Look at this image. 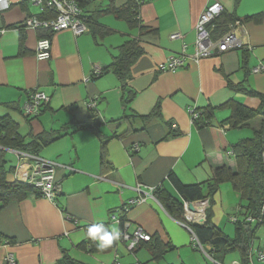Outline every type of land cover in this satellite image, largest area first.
<instances>
[{
	"label": "crops",
	"instance_id": "1",
	"mask_svg": "<svg viewBox=\"0 0 264 264\" xmlns=\"http://www.w3.org/2000/svg\"><path fill=\"white\" fill-rule=\"evenodd\" d=\"M213 1L223 6L217 22L241 20L233 32L246 53L232 49L189 60L176 71H159L169 55L182 53L183 44L185 54L193 53L197 18ZM126 2L80 0L90 30L77 35L70 29L49 33L21 27L25 15L47 13L29 0H10L9 7L0 10V117L12 121L23 142L38 134H56L36 155L24 153L53 162L60 181L54 200L31 192L0 207V264H7L9 255L15 264H59L64 252L80 264H174L166 262L167 252L189 244L190 231L164 209L152 190L162 186L179 197L169 172L185 184L202 183L216 166H232L228 150L248 132L230 128L225 123L230 109L219 106L234 101L256 109L264 104V70L253 71L264 65V0H146L138 8L139 25L134 27L104 11ZM256 14L261 15L259 21L247 18ZM172 32L181 38L170 39ZM42 35L50 38V56L38 59L35 50ZM128 39L136 41L141 53L129 67L126 87L111 71L92 77V67L108 66ZM38 90L48 101L39 115L29 116L23 105ZM251 90L258 95L249 94ZM94 97L96 127L78 128L91 125L87 103ZM156 105L159 115L142 117ZM190 106L214 108L210 126H195ZM98 134L108 137L105 167L100 164ZM3 150L16 158L5 164L6 182H23L32 160L22 161L17 149ZM143 192L151 196L131 207L125 218L130 229L139 225L153 243L166 247L161 259L153 258L146 243L130 251L126 242L96 252L78 246L86 238V225L102 223L119 230L120 223L110 220V214ZM212 200L213 223L232 236L234 228L221 224L236 216L239 194L224 182ZM255 239L251 251H264V221ZM178 260L186 264L184 258Z\"/></svg>",
	"mask_w": 264,
	"mask_h": 264
},
{
	"label": "trees",
	"instance_id": "2",
	"mask_svg": "<svg viewBox=\"0 0 264 264\" xmlns=\"http://www.w3.org/2000/svg\"><path fill=\"white\" fill-rule=\"evenodd\" d=\"M238 1L239 0H235L236 3ZM140 5L141 4H137L134 0H127V2L120 8H114L111 6L104 11L113 13L118 19L125 21L128 26L134 27L139 25L138 8ZM44 16V14L41 15V17ZM260 16L261 15L256 14L247 18H254V20L259 21ZM220 17L221 15L208 25L212 38L214 39L228 32L229 24L236 25L241 22V20L237 18H230L222 22H217ZM86 20L87 23H89L87 18ZM92 26L93 25H90L91 28H93ZM44 31L48 32L46 30ZM118 49L119 54L114 57L113 61L108 66H102L100 74L105 71H111L122 83V88H125L126 80L129 77V67L141 53V50L134 39L126 40L118 46ZM239 49H242L244 53L247 51L245 48ZM100 74L91 76L96 77ZM248 93L258 95L254 90H251ZM127 101H129L128 98H126L124 103H127ZM221 107H227L230 109V115L225 119V123H227L230 128L249 127V122L251 120L259 118L258 124L253 128L251 137L242 138L230 146V150H228L227 154L232 157L233 165L222 164L216 166L213 169L212 177L202 183L185 184L181 182L176 174L169 172L168 179L171 181L179 197L173 196L162 186L155 187L152 190V194L170 215L185 222L189 226L191 232L196 236L202 246H209V249H205L213 260L219 262L220 260L216 257L223 258L226 252L236 250L240 255V264H252V261H250L249 258L251 245L256 238L258 228L264 221V104L256 109H251L240 103L228 101L219 106V108ZM195 108L200 113L198 118L193 120V124L197 127L210 126L212 110L214 108ZM91 110V125L79 124L78 128L91 129L96 127L97 114L94 109ZM159 113V106L156 105L150 114L142 117L148 118L151 116H157ZM170 134L176 135V133ZM55 136L56 134H38L32 136L30 141L23 142L21 137L18 136L12 121L5 118V116L0 117V146L3 148H13L18 151L36 155L37 150ZM98 136L100 139V164L105 167L104 147L108 137L99 134ZM3 148H0V207L8 201L18 200L31 192H36L34 188L26 182H6L5 176L7 169L5 168L6 159ZM224 182L230 183L232 189L240 196L236 216H232L235 220H231L232 217L229 219L234 226L232 236L227 235L212 221V196L218 190L219 185ZM203 198H207L209 203V206L205 209L204 222L196 224V222L200 221L201 217L192 219L195 223L187 222L182 215L183 203L185 201L192 202ZM204 202L206 201H196L194 204L196 208H198L202 206ZM124 218L125 216H121L120 221L122 222ZM249 218H251V220H249ZM89 226L90 225H86L83 227L85 233ZM144 243L150 246L153 258L161 259L163 257L166 247H163L157 242L153 243L152 236L148 242H141L137 244L136 247ZM78 246L85 248L90 252L107 250L98 248L96 242L87 237L78 244ZM59 264L80 263L70 258L69 255L64 252L59 260Z\"/></svg>",
	"mask_w": 264,
	"mask_h": 264
},
{
	"label": "built area",
	"instance_id": "3",
	"mask_svg": "<svg viewBox=\"0 0 264 264\" xmlns=\"http://www.w3.org/2000/svg\"><path fill=\"white\" fill-rule=\"evenodd\" d=\"M134 1L137 4H142L146 0ZM30 2L39 8H61L64 10L61 13H57L54 18H51L50 25L47 29H51L53 31L61 30L58 29L57 25L61 22L62 28L71 25L78 33L86 30L84 25L85 21L83 20L81 8L79 6V0H30ZM0 3H2V7H0V9H4L7 7L2 1H0ZM222 11L223 6L217 1L206 4V6L199 14L195 24V41L193 53L189 55L185 54L184 51L186 49V44H183L182 53L169 55L166 60L158 66V70L176 71L180 68H184L189 60L197 61L202 57H207L214 53L244 48V44L241 39L238 38L233 32V24L228 25V32L224 33L218 38H212L211 31L209 30L208 25L210 22L217 19L221 15ZM169 38L172 40L179 39L181 38V34L179 32H172L169 35ZM46 40L47 38H40L37 41L35 55L38 59L48 58L50 56V45L47 44ZM260 70H264L263 64H260L253 69L254 72ZM101 71L102 66L100 65H95L92 67V75H98L101 73ZM96 98L97 97L92 98L87 103V107L89 109H93L95 107ZM47 101L48 96L44 92L39 90L33 91L29 94V100L24 103L23 111L29 116H37L40 114L42 106ZM188 113L190 116V120L193 122L194 119L198 118L200 112L196 110L195 107L191 106L188 108ZM19 155L22 161L32 160V162L30 163V173L26 178H24V182L30 184L39 196L47 198L49 200H54L56 195L60 191V181L56 179L54 175V163L24 152H20ZM136 190L140 191L139 187H137ZM149 196L151 195L147 192H143L135 197L128 198L115 212H112L110 214L109 219L112 221L121 222V216H125L131 207L144 203ZM189 203L190 202L188 201H185L183 203V214L191 222L193 220L190 218V214H194V211L192 212V210H189ZM200 220H202V218H200ZM231 220H235V218L232 217ZM249 220H251V218H249ZM130 225L131 222L127 218H124L118 230L120 233V238L116 241L126 242V247L129 251L133 250L137 244L149 241L151 237V235L147 231H145L143 227L137 225L130 229ZM191 235L192 241L197 242L206 256L212 260L213 264H221L212 259V257L206 252L205 247H203L199 243L198 239L193 233H191ZM207 249H209V246H207ZM253 254L257 256L258 260L264 261V251H250V261H252L251 257ZM6 263L15 264V261L11 257V255L6 258ZM231 264H240V262L233 261L231 262Z\"/></svg>",
	"mask_w": 264,
	"mask_h": 264
},
{
	"label": "rangeland",
	"instance_id": "4",
	"mask_svg": "<svg viewBox=\"0 0 264 264\" xmlns=\"http://www.w3.org/2000/svg\"><path fill=\"white\" fill-rule=\"evenodd\" d=\"M115 37H119V36L115 35ZM121 38H125V37H121ZM257 121H258V119L256 118V119L250 121V126L249 127H246V128L242 127L243 128L242 130H244V132H248L246 137H251L252 136V131H253V128L257 125ZM5 157H6V164H8V165H10V164H12V163H14L16 161L15 154L13 152H10L9 150H7V152L5 154ZM196 201H206V203H207L206 206L203 208V210L200 212L201 213L200 217L202 218V220H200V222H196V224H200V223L204 222L205 209L209 206V203H208V199L207 198H203L201 200H196ZM196 201L190 202L194 206L193 210L190 209V207L188 205L189 210H192V212L194 211V213L195 212L198 213L197 208H196V206L194 204ZM184 219L187 222H189V223H195L194 221L190 222L185 217V215H184ZM117 222H119V221H117ZM120 226H121V223H120ZM224 226L225 227L228 226L229 228L230 227L231 228L234 227L233 223H231L228 220L222 222L221 227H224ZM186 227L190 231V235H191L192 232H191V230H190V228H189V226L187 224H186ZM253 241L256 242L257 240L254 239ZM194 243H195V245H194ZM203 247L207 248V246H204V245H203ZM167 253H168V255L165 257V260H166L167 263L180 264V261L178 260V257H180V258H184V261L186 262V264H213L212 260L209 259L206 256V254L199 247V245L197 244L196 241L195 242L192 241L191 237H190L189 244H187L186 246L178 248V250L168 251ZM239 256H240L239 253L235 250V251L226 252L224 254L223 258H219V257H216V258L218 260H220L219 262L221 264H231V261H233L235 259L238 260ZM252 256H253V261H252L253 264H263L264 263V261L258 260L257 256L255 254H253Z\"/></svg>",
	"mask_w": 264,
	"mask_h": 264
},
{
	"label": "bare ground",
	"instance_id": "5",
	"mask_svg": "<svg viewBox=\"0 0 264 264\" xmlns=\"http://www.w3.org/2000/svg\"><path fill=\"white\" fill-rule=\"evenodd\" d=\"M0 1H2L3 3H5V5L7 6V7H9V5L11 4L10 3V0H0ZM80 1V0H79ZM29 2H30V0H29ZM31 3V2H30ZM32 4V3H31ZM33 5V4H32ZM33 6H35V5H33ZM79 6H80V8H81V5H80V2H79ZM0 7H2V3H0ZM6 7V8H7ZM37 7V6H36ZM39 8V7H38ZM5 9V8H4ZM4 9H0V10H4ZM40 10H46L47 11V13H45L44 15V17H41V16H37V15H25V17L22 19V21L20 22V26L21 27H24V28H30V29H34V30H46V31H48V32H54L53 30H51V29H47L48 27H49V25H50V20H51V18H54L55 16H56V14L57 13H61V12H63L64 10L63 9H61V8H57V9H52V8H48V7H43V8H39ZM51 13V14H50ZM52 13H53V15H52ZM81 14H82V8H81ZM82 16H83V14H82ZM83 20L85 21V23H84V25H85V28H86V30H84V31H82V32H76V30H75V28H73L71 25H68V26H66V27H63L62 28V23L60 22V23H58L57 25H58V29H61V30H66V29H70L74 34H82V33H84V32H87V31H89V25H88V23H87V20H86V18H85V16H83ZM26 24H24V23ZM88 29V30H87ZM56 31H58V30H56ZM3 32V29H0V33H2ZM40 38H47V40H46V42H47V44L48 45H50V38L48 37V36H42V37H39L38 38V40L40 39ZM36 51V50H35ZM94 109V108H93ZM1 148V147H0ZM24 182V181H23ZM27 183V182H26ZM34 194H37L36 192H33ZM41 197V196H40ZM206 202H204V204L202 205V206H200V207H198L197 208V211H198V213H194V214H190V218L191 219H194V218H199L200 217V215H201V211L203 210V208L206 206ZM118 242H121V241H118Z\"/></svg>",
	"mask_w": 264,
	"mask_h": 264
},
{
	"label": "clouds",
	"instance_id": "6",
	"mask_svg": "<svg viewBox=\"0 0 264 264\" xmlns=\"http://www.w3.org/2000/svg\"><path fill=\"white\" fill-rule=\"evenodd\" d=\"M86 237L96 242L100 249H108L112 247L114 242L119 240L120 233L118 230H109L102 223L91 224L85 233Z\"/></svg>",
	"mask_w": 264,
	"mask_h": 264
},
{
	"label": "water",
	"instance_id": "7",
	"mask_svg": "<svg viewBox=\"0 0 264 264\" xmlns=\"http://www.w3.org/2000/svg\"><path fill=\"white\" fill-rule=\"evenodd\" d=\"M263 111H264V107H263ZM189 207H190V209H194V206H193V204L192 203H189Z\"/></svg>",
	"mask_w": 264,
	"mask_h": 264
}]
</instances>
